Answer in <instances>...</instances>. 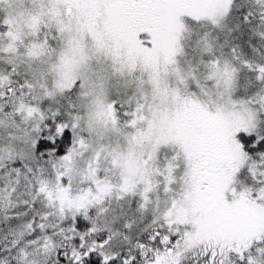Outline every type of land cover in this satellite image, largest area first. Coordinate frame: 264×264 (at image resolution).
<instances>
[{"label": "snow or ice", "instance_id": "obj_1", "mask_svg": "<svg viewBox=\"0 0 264 264\" xmlns=\"http://www.w3.org/2000/svg\"><path fill=\"white\" fill-rule=\"evenodd\" d=\"M0 264H264V0H0Z\"/></svg>", "mask_w": 264, "mask_h": 264}]
</instances>
